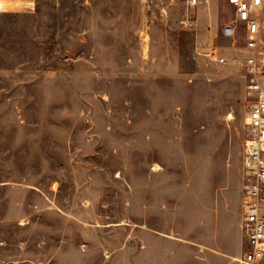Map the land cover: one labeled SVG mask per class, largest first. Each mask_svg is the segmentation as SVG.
I'll list each match as a JSON object with an SVG mask.
<instances>
[{
  "label": "rangeland",
  "instance_id": "374dc122",
  "mask_svg": "<svg viewBox=\"0 0 264 264\" xmlns=\"http://www.w3.org/2000/svg\"><path fill=\"white\" fill-rule=\"evenodd\" d=\"M200 11L0 0V264H239L245 37Z\"/></svg>",
  "mask_w": 264,
  "mask_h": 264
},
{
  "label": "built area",
  "instance_id": "2783aa9c",
  "mask_svg": "<svg viewBox=\"0 0 264 264\" xmlns=\"http://www.w3.org/2000/svg\"><path fill=\"white\" fill-rule=\"evenodd\" d=\"M24 9H32L36 0H16ZM154 0H142L150 8ZM191 11L209 9L215 0H182ZM232 7V19L223 26L222 35L234 40L245 37L243 77L253 98L246 119L247 138L241 165L242 217L240 230L247 249L239 264L264 263V0H225ZM205 58L226 65L228 60L217 48Z\"/></svg>",
  "mask_w": 264,
  "mask_h": 264
},
{
  "label": "crops",
  "instance_id": "0c3cea01",
  "mask_svg": "<svg viewBox=\"0 0 264 264\" xmlns=\"http://www.w3.org/2000/svg\"><path fill=\"white\" fill-rule=\"evenodd\" d=\"M226 11L231 12L232 7L229 6L225 0H215L209 9L200 11L209 16L210 32H217V34H213V37H215L214 39L219 36L218 31L220 29L223 30V26L227 24L226 21L222 19V14Z\"/></svg>",
  "mask_w": 264,
  "mask_h": 264
}]
</instances>
